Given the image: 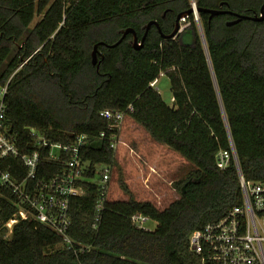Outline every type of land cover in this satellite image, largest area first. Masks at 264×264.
<instances>
[{"label":"trees","instance_id":"trees-1","mask_svg":"<svg viewBox=\"0 0 264 264\" xmlns=\"http://www.w3.org/2000/svg\"><path fill=\"white\" fill-rule=\"evenodd\" d=\"M194 2L202 9L222 3V9L251 16L264 0ZM190 7V0H0V85L10 78L5 122L17 144L23 152L33 149L29 127L50 142L85 134L82 156L90 162L79 181L84 193L69 199L67 230L75 246L89 249L74 254L47 226L18 220L9 236L0 229V264H199L189 235L242 203L239 173L264 181V19L228 26L231 14L209 19L200 12L198 22L188 16L189 25L174 39L163 38ZM150 21L161 33L151 25L141 48L132 47L131 33L111 46L127 28L140 42ZM99 42L107 45H98L92 65L90 53ZM161 72L169 78L171 106L150 86ZM128 106L127 116L190 169L172 183L179 197L165 208L135 200L123 186L128 198L107 199L96 221L95 165L115 163L108 141L99 138L108 134L99 112ZM231 148L234 158L219 169L217 153ZM59 166L41 161L36 178ZM0 170L17 180L24 173L14 158L0 160ZM15 202L0 186V221L13 217ZM136 212L156 227H135L130 216Z\"/></svg>","mask_w":264,"mask_h":264},{"label":"built area","instance_id":"built-area-1","mask_svg":"<svg viewBox=\"0 0 264 264\" xmlns=\"http://www.w3.org/2000/svg\"><path fill=\"white\" fill-rule=\"evenodd\" d=\"M190 1L191 7L195 6L194 0ZM192 16L198 22V15ZM188 25V17L181 18L178 33ZM162 74L164 72L159 76ZM9 80L10 78L0 85V160L18 159L24 173L17 180L9 171L0 170V186L10 190L17 207L11 219L0 221V229L3 228L4 234L9 236L18 220L31 218L59 235L66 249L74 254L83 253L89 248L75 246L67 234L70 224L68 205L71 196L84 193L79 181L90 167V162L83 160L82 156V149L88 138L85 134H78L71 136L67 143L50 142L38 130L29 127L33 149L23 152L16 142L15 133L5 122ZM156 82L157 79L150 86L155 88ZM131 110V106H128L125 110L104 109L99 112V116L107 121L108 131L107 136L104 131L101 132L99 138H106L113 152L121 143L119 131L127 116L126 112ZM234 156L232 148L229 151H219L216 166L224 169ZM43 160L60 166L50 176L37 179L39 164ZM95 166L99 186L94 206L97 221L108 199L112 165ZM239 183L242 203L230 208L219 220L208 222L202 228L194 230L188 237L189 250L198 258L199 264H264V181H247L239 173ZM148 219L139 212L130 216L132 224L142 229Z\"/></svg>","mask_w":264,"mask_h":264},{"label":"rangeland","instance_id":"rangeland-1","mask_svg":"<svg viewBox=\"0 0 264 264\" xmlns=\"http://www.w3.org/2000/svg\"><path fill=\"white\" fill-rule=\"evenodd\" d=\"M37 20L38 16L32 24ZM184 40L191 41L189 31L185 32ZM155 90L168 106L172 105L170 82L165 74L157 78ZM119 136L121 143L114 152L115 163L108 184V199L126 200L128 194L124 187L135 200L149 201L159 210L177 199L179 194L172 183L188 172L189 164L175 151L153 141L128 116L124 119ZM156 225L155 221L148 219L144 229L153 230Z\"/></svg>","mask_w":264,"mask_h":264},{"label":"water","instance_id":"water-1","mask_svg":"<svg viewBox=\"0 0 264 264\" xmlns=\"http://www.w3.org/2000/svg\"><path fill=\"white\" fill-rule=\"evenodd\" d=\"M225 4H226V2H225ZM221 6H222V3L219 5V8H217V9H202V8L197 7L196 5L193 6V7H190L188 10H186V11H184L182 13H179L176 16L175 22H174V27H173L172 31L169 34H166V35L162 34V37L165 38V39H174L179 34L178 30H179V27H180V19L188 17L189 15H195V14L198 15L200 12L208 13L209 14L208 18L209 19H211L213 16H216V15H219V14H231L232 16H234V19L231 20V21H228L226 23V25H228V26L232 25V24H235V23L241 21L242 19H250V20H253V21H259V20L264 19V2L260 6L259 13L258 14L255 13V14H253L251 16L234 13V12H231L230 10L222 9ZM151 25H155L157 27L158 31L160 32L158 23L156 21H150V22H148L145 25V33L142 36L140 42H138V40H137V36L135 34V31L133 29H131V28H127V29L121 31L120 39L116 43L111 45V46L117 45L128 33H131L132 34V39H131L130 43H131L132 47L135 48V49L141 48L143 46V42H144V38L146 36L147 30L149 29V27ZM198 30H199V34H200L201 40H202V42L204 44V47H205V41H204V38H203V33H202V30H201L200 24H198ZM102 44L107 45V44H105L103 42H99V43H96V44L93 45L92 51L90 53L92 65L96 64L97 54H98V45H102Z\"/></svg>","mask_w":264,"mask_h":264},{"label":"bare ground","instance_id":"bare-ground-1","mask_svg":"<svg viewBox=\"0 0 264 264\" xmlns=\"http://www.w3.org/2000/svg\"><path fill=\"white\" fill-rule=\"evenodd\" d=\"M229 151V150H228Z\"/></svg>","mask_w":264,"mask_h":264}]
</instances>
